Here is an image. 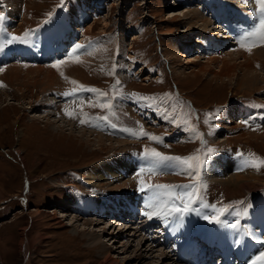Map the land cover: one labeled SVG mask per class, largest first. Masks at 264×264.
I'll return each mask as SVG.
<instances>
[{
	"label": "rangeland",
	"instance_id": "rangeland-1",
	"mask_svg": "<svg viewBox=\"0 0 264 264\" xmlns=\"http://www.w3.org/2000/svg\"><path fill=\"white\" fill-rule=\"evenodd\" d=\"M256 3L0 0L5 17V33L0 35V204L7 201L6 208L0 206V264H103L107 253L120 264H206L213 258L231 262L242 248L247 249L242 242L255 244L248 232L258 228L255 234L262 233L258 237L264 238V206L259 205L264 202V164H259L264 161V67L247 64L253 61L250 56L264 49V39L257 40L261 35L241 39L256 29V23L244 19L245 13H252L258 22ZM197 10L204 16L200 18ZM168 12L177 15L168 19ZM25 32L34 33L31 43H7L11 36L23 37ZM76 44L82 46L80 53L69 58ZM191 59L199 63L186 64ZM60 60L59 67H53ZM67 67L71 69L66 72ZM249 71L259 73L260 80L247 86L242 80ZM11 72L15 79L9 84L5 78ZM100 137L103 150L98 145ZM152 150L162 156L191 157L192 167L161 161L151 173L127 174L113 199L111 185L119 188L120 178L89 183L95 163L141 159L145 164L139 169H147L154 162ZM227 155L250 162L251 171L242 175V183L231 182L236 175L232 169L224 174L230 177L218 180L216 169H209L216 158ZM157 184L174 186V194L191 193L192 187L183 186H194L189 207L199 214L189 211L182 221L167 222L162 216L149 219L144 214L148 220L141 223L144 234L136 231L138 242L126 237L122 241L132 246L117 248L121 243L113 245L108 240L117 238L122 220L113 219L117 224L112 222L110 231L102 233V224L111 218L101 215L115 212L119 205L126 211L123 225H127L133 209L139 216L141 210L152 211L146 205L156 203L150 201L155 189L148 186ZM63 205L70 206V213L80 220L78 231L60 217ZM213 206L227 211L209 222L204 217L214 215ZM37 210L43 216H36ZM48 215L59 216L64 228L41 224L40 219ZM89 221L93 225L84 228ZM154 227L162 230L167 244L148 252L150 237L153 245L158 244ZM236 232L237 240L241 235L238 251L231 241ZM92 234L100 238L99 246H91ZM22 239L26 244L21 246ZM225 242H230L231 250L220 247ZM261 247L264 244L237 264L258 262L264 253ZM170 249L187 262L163 258H170Z\"/></svg>",
	"mask_w": 264,
	"mask_h": 264
},
{
	"label": "bare ground",
	"instance_id": "bare-ground-1",
	"mask_svg": "<svg viewBox=\"0 0 264 264\" xmlns=\"http://www.w3.org/2000/svg\"><path fill=\"white\" fill-rule=\"evenodd\" d=\"M256 5H257V3H256ZM247 7V6H246ZM243 8V7H242ZM249 8V7H248ZM248 8H245V9H248ZM209 12V11H208ZM248 12H252L251 10L250 11H248ZM176 13V12H175ZM175 13H173V12H168V14H169V16H168V19H173L174 18V15H177V14H175ZM197 13H198V15H199V17L201 18V17H203L204 16V14L202 15L201 13H200V10H197ZM179 16H182V17H186V15L187 14H178ZM197 15V16H198ZM247 15V16H246ZM252 13H249V14H246L245 13V18L244 19H246V18H248L249 19V21L252 23V24H255L256 25V29H255V32H256V36H259V35H261V33L259 32V20H258V22L256 21V19L255 18H253L252 16ZM258 15H259V18H260V12H258ZM244 19H241V20H244ZM250 22H248L249 24H250ZM208 23V22H207ZM224 23V22H223ZM203 24H206V22L205 23H203ZM225 24V23H224ZM243 24V23H242ZM248 24V25H249ZM251 24V25H252ZM201 26V25H200ZM205 26H207V25H205ZM226 26V25H225ZM241 26V25H240ZM236 27V26H235ZM205 28V27H204ZM249 29V28H248ZM245 30V29H244ZM261 38H259L258 37V39L257 40H260V39H262V36H260ZM261 41V40H260ZM262 42L264 43V41L262 40ZM216 43V42H215ZM255 43V42H254ZM258 43H260L259 41L257 42V43H255V44H258ZM261 47V46H260ZM259 49V48H258ZM196 50V49H195ZM194 50V51H195ZM208 51V50H207ZM258 53L256 54V55H253V56H250L251 58L250 59H253V61H251V60H247V64L248 65H250V66H252V65H256V64H261V67H264V49L263 50H258L257 51ZM198 53V52H197ZM195 56V55H194ZM263 58V61L261 60H258V59H255V58ZM194 58V57H193ZM76 59V58H75ZM215 59V58H214ZM213 59V60H214ZM217 59V58H216ZM77 61V60H76ZM219 62V61H218ZM263 62V63H262ZM72 63V62H71ZM85 63V62H84ZM92 63V62H91ZM188 63H191V64H193V65H197L198 63H199V61L198 60H195V59H191V60H189V61H187L186 62V64H188ZM74 64V63H73ZM85 67H86V65H84ZM84 67V68H85ZM249 67V66H248ZM68 68L69 69H71L70 67H67V68H64L65 69V71L67 72V70H68ZM83 68V67H82ZM72 69H74V67L72 68ZM80 70V69H79ZM78 70V71H79ZM82 70V69H81ZM80 70V71H81ZM13 71H15L14 69H13ZM12 71V72H13ZM77 71V70H76ZM9 73V75H7V73H6V78L5 79H7V81H9V84H10V82H12L14 79H15V77H14V73ZM74 72L75 71H73V74H74ZM250 72V74H249V76L245 79H243L242 80V84H244V85H250L251 83H253V85H254V83L256 82V81H259L260 79H258V74L259 73H256V72H253V71H249ZM248 72V73H249ZM15 73H17L18 74V72L16 71ZM78 73V72H77ZM79 73H81V72H79ZM78 73V74H79ZM261 74V73H260ZM17 76V75H16ZM79 77V76H78ZM262 78H263V76H261ZM80 78V77H79ZM6 81V80H5ZM4 81V82H5ZM52 81V80H51ZM51 83V82H50ZM51 85H53V84H51ZM252 85V84H251ZM53 87V86H52ZM51 106V105H50ZM52 107H53V105H52ZM103 129V128H102ZM106 130H108V129H106ZM110 131H113V130H111V128H110ZM114 133H115V131H113ZM81 134V137L83 138V136H85V135H82V133H80ZM91 135V134H90ZM98 138V137H97ZM90 140V139H89ZM103 144H105L104 143V140L100 137L99 139H98V145H99V147L101 146V149L103 150ZM110 145H113L114 146V144H112V143H110ZM114 148V147H113ZM232 157V156H231ZM229 155H227V156H225V157H218V158H216L217 160L215 161V162H213V164H212V167L213 168H209V169H216V171L220 174V175H218V178H217V180L219 179V177H226V176H228V177H230L229 175H224L225 174V172L227 171V170H229V171H231V169L232 170H234L235 171V173H236V175H235V177H232L231 179V182H234V183H236V184H238V183H242V178L243 179H245L242 175H244L245 173H249L250 171H251V168H250V162L249 163H247L244 159H242V158H240V159H233V158H231ZM237 158H239V157H237ZM141 160V159H140ZM135 161V160H133L132 162L128 159V158H126V160L125 161H115V162H113V161H109V160H107V161H105V162H99V163H95L94 164V166L91 168V170L89 171L90 172V180H89V183L91 184V185H93V184H97V182H102L103 183V180H107V181H109V179H111V180H113L114 178H120V181L119 182H122V185L119 187V188H117V186H114V184H112L111 185V187H112V189L114 190V191H112L113 192V194L112 195H110V198L111 199H113V197L116 195V194H118L119 192H118V190H120V189H122V186L125 184V182H124V178H126L127 176V174H132L133 172H135V171H137V170H140L139 169V167H141V165L142 164H145L144 163V161ZM143 160H144V158H143ZM145 160H146V158H145ZM146 162V161H145ZM115 163V164H114ZM148 163V162H147ZM218 165V166H217ZM148 167V166H147ZM144 168V167H143ZM215 169H214V171H215ZM211 171L212 170H209L208 171V174H211ZM138 172V171H137ZM136 172V173H137ZM231 173V172H230ZM237 173H241V174H237ZM255 174V173H254ZM253 174V175H254ZM247 176V175H246ZM256 176V175H255ZM257 177H260L259 175L257 176ZM234 178V179H233ZM252 178V177H251ZM227 179V178H226ZM210 180V179H209ZM212 180V179H211ZM223 180V179H222ZM225 180V179H224ZM257 184H259V181H258V183ZM228 186V185H227ZM227 186L225 185V187L227 188ZM224 187V188H225ZM226 188H225V190H226ZM110 191H111V189H110ZM237 192V191H236ZM239 193L241 192L240 190L238 191ZM149 194V193H148ZM137 197V196H136ZM138 198V197H137ZM98 201H100L99 199H98ZM65 205V204H64ZM62 206V210H61V216L60 217H65V220H68L69 221V224H68V226L67 227H70V228H75L77 231L80 229V228H78L79 226L78 225H76V224H78L79 222H80V220L78 219V217L76 218L75 216H73V214H71L70 213V210H71V208H70V206ZM139 205V204H138ZM53 206L54 207H56V205L55 204H53ZM133 208V207H132ZM121 209H124V208H121L119 205H118V207H117V210L115 211V212H110V211H107L106 212V214L105 215H101V218H111V219H108L107 220V222H104L102 225H104V227H103V229H102V227L100 228V231L99 232H102V233H108L109 231H110V229L113 227L112 225V222L114 223V224H117V222L115 221V220H113V219H117V220H122L121 222V224L119 225L120 227H119V231H118V236H117V238H116V236H114V238H112V239H109L108 241L110 242V241H112L113 240V245L114 244H116V245H118V244H120V246L119 247H117V248H122V249H129L128 247H131L132 246V244L130 243V244H128L130 241H128L127 243H125L124 241H122L123 239L125 240L126 239V237L128 238V237H131V239L133 240L132 241V243H136V242H138V239L136 238V237H139L140 235H138L137 236V234L138 233H142V234H144V231L142 232L141 231V227L143 226L141 223L143 222H146L147 220H145L144 218V214H146V213H144L145 212V210L144 211H142L141 210V212H140V216H139V212H137V211H135L134 209L132 210V215H131V217H130V221H128L127 220V225H126V222H125V224L123 225V220L125 219V216L124 215H126V211L125 212H122L121 211ZM38 215H40V216H43L42 215V213L40 212V211H38L37 210V215L36 216H38ZM147 216V215H146ZM59 216L58 217H56L55 215H53V216H45V218H43V219H40V222H41V224H43L45 227H49L50 229L52 228V229H59V228H64V226L62 225V221L60 220L61 218H60ZM156 217V216H155ZM158 217V216H157ZM156 217V218H157ZM60 218V219H59ZM162 218V217H161ZM160 218V219H161ZM137 219V220H136ZM50 220V221H49ZM112 220V221H111ZM139 220H141V221H139ZM163 220V219H162ZM43 221V222H42ZM139 221V222H138ZM159 221V220H158ZM39 222V223H40ZM167 222V221H166ZM178 222V221H177ZM139 224L140 225V227L139 228H137V225L136 224ZM165 223V222H164ZM100 224V223H99ZM154 225H160L159 223H153ZM40 225V224H39ZM87 225H93V222H91V221H89V224L86 222V223H84L83 224V227L84 228H86V226ZM95 225H97V224H95ZM135 225V226H134ZM241 225V224H240ZM240 225L238 226V228H240ZM109 226V227H108ZM134 226V227H133ZM161 226V225H160ZM42 227V226H41ZM44 227V228H45ZM158 227V226H157ZM108 228V229H107ZM207 228V227H206ZM237 228V229H238ZM242 228H244V226H242ZM167 229V228H166ZM183 229V228H182ZM186 229V228H185ZM188 229V228H187ZM236 229V230H237ZM125 230V231H124ZM130 230H135L134 231V233H130L129 235H126L125 233H128V232H130ZM83 231V230H82ZM85 231V230H84ZM136 231H138L137 232V234H136ZM162 231V230H161ZM161 231H158L157 230V228L156 227H154V236H153V239H154V241H155V243H156V241H158V244L156 243V245L157 246H155V245H153L152 243H153V241H152V243L150 242V238L148 239V242H149V244H150V250L148 251V250H145V251H148V252H151V251H153L155 248H157V247H160L161 245H165L166 246V242H167V238H166V240H165V238H164V236H163V233L161 232ZM176 231V230H175ZM91 234V233H90ZM165 234V233H164ZM231 234V233H230ZM230 234H229V236H230ZM246 234H248V233H246ZM92 235H94V234H92ZM103 235V234H102ZM155 235L158 237V238H155ZM176 235H178V234H176ZM238 235H239V232L237 233V237H238ZM248 235H254V239H255V244L254 245H251L250 243H246L245 244V242H242L243 244V246L242 247H247V249H248V254L249 255H251V249L253 248V247H255V246H258L259 244L261 245V244H264V238H261V237H258L259 235H262V233H257V235L255 234V232L253 233V234H248ZM96 235H94V237H95ZM241 236V235H240ZM240 236H239V239L237 240V237H236V247H235V251H238L239 249H240ZM94 237L92 238L93 240H92V242H91V246H99L102 242H101V240H100V238H98V236H96L95 237V239H94ZM119 237V238H118ZM245 237V236H244ZM251 237V236H250ZM173 238H174V236H173ZM171 239V238H170ZM177 239V238H176ZM128 240V239H127ZM24 240L22 239L21 240V246L22 245H25L26 243L25 242H23ZM119 241V242H118ZM140 242V244L142 243V239H141V241H139ZM169 242V241H168ZM185 242V241H184ZM211 242H212V240H211ZM178 243V242H177ZM140 244H137L136 245V249L135 250H137V248L140 246ZM185 244V243H184ZM169 245V244H168ZM176 245V244H175ZM174 245V246H175ZM180 245H182V244H180ZM183 246V245H182ZM186 245H184V247H185ZM134 247V246H133ZM178 248V247H177ZM231 248V247H230ZM261 248H263L264 249V247H261ZM134 250V251H135ZM163 250V249H162ZM171 251H172V254L170 255V258L168 257V255L165 257L164 255H161L163 258H165V259H167L168 258V260H170V261H176V262H183V261H186V260H182V259H178V257H177V255H175V249L174 250H172V249H170ZM231 250V249H230ZM209 252V251H208ZM242 252H245L244 251V249L242 248ZM167 253L168 254H170L168 251H167ZM213 253V252H212ZM226 254H228V250L226 251ZM138 253L135 255V258H137L138 256ZM213 255V254H212ZM234 255V254H233ZM175 256H176V258H175ZM183 256V255H182ZM181 256V257H182ZM227 256V255H226ZM145 258H147V256H144ZM236 257H237V255H236ZM105 260H104V262H103V264H120V262L118 261V260H115L114 258H112L108 253L107 254H105ZM206 258V257H205ZM148 259H150V256L147 258V260ZM177 259H178V261H177ZM186 259V258H185ZM188 260V259H187ZM206 260V259H205ZM187 262V261H186ZM207 262V261H206ZM200 263V262H199ZM218 264V260H216L215 258H213V259H211L209 262H207L206 264ZM173 264V263H172ZM186 264H189V263H186ZM201 264H203V263H201ZM221 264H225V262H222ZM257 264H264V257H262V258H258V262H257Z\"/></svg>",
	"mask_w": 264,
	"mask_h": 264
},
{
	"label": "snow or ice",
	"instance_id": "snow-or-ice-1",
	"mask_svg": "<svg viewBox=\"0 0 264 264\" xmlns=\"http://www.w3.org/2000/svg\"><path fill=\"white\" fill-rule=\"evenodd\" d=\"M257 4L259 6V12H260V19H259V32L261 33L262 39H264V0H257ZM4 15L3 13H0V35H3L5 33V29L3 27V22H4ZM256 32H249L245 33L243 37L241 38L242 41L247 39L249 36L255 35ZM34 36V33L30 32H25L23 37H16V36H11L10 38L7 39V43L11 44L14 42H18L21 44H29L31 43V38ZM82 46L79 44H76L72 49L71 52L68 53L67 55L69 58L72 57V54H79ZM0 50H3V45H0ZM86 51V50H85ZM63 62V60L57 61L55 64H53V67H59V65ZM75 83V82H73ZM119 82L117 81V84ZM85 91H96L95 89H84ZM66 97L69 95H75L74 93H65L64 94ZM99 95H104V93H99ZM66 115H71V113H68L66 111ZM81 123H84V120H81ZM130 135L136 136L135 132H131ZM141 135H147L143 132H141ZM152 140H157L156 137H149ZM157 142H160L157 140ZM145 155L148 156L149 153L146 151ZM151 158L153 159V163L150 167L146 168H141L138 172L137 175L142 174L144 171H148L151 173L155 168L158 167L159 162L161 161H171L174 162L176 165H189V167H192L189 164V161L192 160L193 158L189 157L187 159L181 158V157H175V156H162L159 152H156L155 150H152L150 153ZM259 164H264V161H259ZM253 166H257L254 164ZM149 189H155L153 192L152 197H150V201L146 207L149 209H152V211L147 212V216L149 219H151L154 215L155 216H162L166 221L169 220H180L182 221L184 216L189 212V211H195L197 214H199L198 209L191 208L189 205H191L193 201V196L195 195V190L194 186H183L185 188L192 187L193 192H180L176 191L175 194L173 192L174 186L166 185V184H157V185H149ZM143 185L141 186V191H143ZM179 200V205H177V201ZM204 207H208V205H204ZM213 211L214 215L209 217L205 216L204 219L208 220L209 222H212L214 220H218V217L223 215L225 211H227V208H220L216 209L213 206ZM233 229L237 227L236 224H231L229 225ZM261 257H264V253L260 254ZM253 264H257L256 261H253Z\"/></svg>",
	"mask_w": 264,
	"mask_h": 264
},
{
	"label": "crops",
	"instance_id": "crops-1",
	"mask_svg": "<svg viewBox=\"0 0 264 264\" xmlns=\"http://www.w3.org/2000/svg\"><path fill=\"white\" fill-rule=\"evenodd\" d=\"M6 203H7V201H5V204H4V203L0 204V206H2V208H3V207L6 208V207H7V206H6ZM2 208H0V210H2ZM27 241H28V240H27ZM28 243H29V241L27 242V245H28ZM24 249H25V246H24ZM24 249H23L22 251L24 252L25 261H26V263H27L28 260H29V258H28L29 255L27 256V249H25V250H24Z\"/></svg>",
	"mask_w": 264,
	"mask_h": 264
}]
</instances>
